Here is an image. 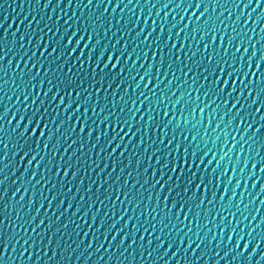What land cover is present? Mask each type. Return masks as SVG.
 <instances>
[{
  "label": "snow or ice",
  "instance_id": "snow-or-ice-1",
  "mask_svg": "<svg viewBox=\"0 0 264 264\" xmlns=\"http://www.w3.org/2000/svg\"><path fill=\"white\" fill-rule=\"evenodd\" d=\"M36 2L39 5V0ZM62 2L56 0V9ZM130 4L132 0H67L65 9L82 8L87 12L78 15L73 11L69 16L65 10L62 23L59 16L54 23L49 16L39 32L32 27L35 17L25 24V16L10 36L16 19L7 28L0 24V77H5L0 82V264H14L16 259L29 264L33 260V250L40 248L45 232L53 227L48 210L58 197L53 215L57 222L62 216L68 217V223L52 235L66 231L69 224L74 225L72 234L79 235L80 225L72 217L82 208L73 205L75 195L67 203L63 197L73 191L69 187L65 192V184L71 185L83 172L86 145L88 168L95 166L99 171L96 181L90 182L84 196L79 197L81 204L88 197L84 211L85 216L91 213L88 228L96 225L81 256L90 258L94 243L96 253L103 249L109 255L107 242L116 248V264L125 260L130 264L133 249L142 250L145 244L150 249L149 257L159 254L164 264H200L201 260L208 264L205 257L210 253H214V264L220 260L226 264H264V215L260 214L264 199H259L264 194V0H237L227 17L223 11L217 14V7L224 8V4L218 5L216 0H180L174 5L164 2L155 12L159 23L152 19L151 24V9L157 4H151L147 15L130 9ZM48 7L49 0H45L43 8ZM143 7L148 8V3ZM169 8L171 11H165L160 19V12ZM236 8L240 9L238 14ZM232 16L235 18L229 29L226 20ZM250 20L252 28L247 29ZM257 24L261 25L260 33L254 41L252 33ZM6 57L11 58L5 64ZM77 65L80 77L88 74L86 86L73 72ZM189 74L191 80L186 79ZM181 89L184 91L177 95ZM13 98L15 103H11ZM233 149L236 155L229 175L228 165L221 167L220 162L225 157L231 161ZM94 150L97 160L93 162ZM126 153L129 161L139 157L127 175L129 165H119ZM145 153L148 166L137 171ZM101 154H105V161L112 160L111 172L103 181L100 172L109 164L101 165ZM117 167L120 170L113 180ZM9 172L13 177L10 184ZM249 181L258 191L243 203L244 194L236 199V192L242 183L247 190ZM93 183L95 200L89 195ZM79 184L83 185V179ZM229 185H233L231 194ZM80 190L77 186L76 191ZM25 196L27 205L23 203ZM257 199L259 206L252 209ZM106 201H112L113 207L101 215ZM34 203L36 213L44 209L45 217L33 225L36 217L23 209H31ZM93 204L101 207L93 212ZM141 204L142 212L134 218L128 215L129 208L137 212ZM73 207L75 211L69 216ZM237 213L240 218L234 220ZM113 216L115 219L110 218ZM257 217L258 222L253 223ZM121 220L124 225L117 228ZM41 228L44 231H39ZM202 229L211 231V237ZM225 231L227 243L221 255L220 241ZM101 232L103 237L96 242ZM126 240H130L127 246ZM52 242L49 237L48 244ZM83 244L81 239L77 247ZM60 247L57 241L56 249ZM26 251L28 259L23 260ZM35 255V264H49L56 252L48 259L39 252ZM101 260L104 257L96 264Z\"/></svg>",
  "mask_w": 264,
  "mask_h": 264
},
{
  "label": "water",
  "instance_id": "water-1",
  "mask_svg": "<svg viewBox=\"0 0 264 264\" xmlns=\"http://www.w3.org/2000/svg\"><path fill=\"white\" fill-rule=\"evenodd\" d=\"M66 2H67V0H64V2H62L60 4V7L58 9H56V0H49V7L45 9V8H43V4L45 3V0H39V5L37 4L36 0H0V24L3 25V28H7L8 23H10L13 18L16 19V24H13L12 28L9 29V36H10L11 32L16 31V27L19 24V21L24 19L25 16L28 17V19L24 21L25 24H28L30 21H33V18L35 17L36 22L32 23V27L37 32H39L40 29H42L44 27V23H46L48 21L49 16L52 17L53 23L56 21L57 16H59L60 21L62 23L63 19H64L63 13L65 12V10L67 11V14L69 16L72 14L73 11H76L78 15L81 11L87 12V9H82V8L73 9V8L69 7L67 9H65ZM125 2L127 3V0H125ZM145 2L148 3V5H149L148 8L143 7ZM164 2H170V5H174L175 3L180 2V0H132V4L129 5V8L130 9L135 8V11H142L145 15H147L149 12V8L151 7V4H153V3L157 4L156 9H151L152 15L149 19V24H151L152 19H157V17L155 16V12L160 7V5ZM216 2L218 5L220 3L224 4V8H220L219 6L217 7V14H219V12L223 11L224 16L227 17V16H229V12H231L232 7H234L237 0H216ZM246 2H247V0H241V3H246ZM82 3H87V0H82ZM137 4H139L140 7H135ZM253 6H254V4H253ZM53 9H56V10L53 11ZM33 10H35V11H33ZM250 10H251V8L245 9V15H247V12ZM117 11L119 12V10H117ZM165 11L170 12L171 8L162 10L160 12V19L163 18ZM177 11H179V10H177ZM235 11L238 14L240 12V9L236 8ZM258 12H259V9L257 10V13ZM126 13H127V10H126ZM257 13H254L253 16H255ZM5 16L8 17L7 20L4 19ZM41 16L43 17V20H41ZM176 18H177V20H179V15H177ZM234 18H235V16H232L230 19L226 20V24L229 26V29L232 26V19H234ZM141 19L143 20V16ZM171 19H172V17H171V15H169V17H168L169 22H171ZM185 19H187V17ZM157 23H159V19H157ZM260 27H261V25L257 24L255 31L252 33L254 41L259 38V36L257 34L260 33ZM3 28H0V32L3 31ZM251 28H252V23L250 20L249 24L247 26V29H251ZM22 30H23V26H21V31ZM19 34L20 33H17V36H19ZM209 35H211V33H209ZM35 38L36 37H33V40H35ZM197 40H199V34H197ZM189 43H192L195 45V41L189 40ZM262 43H264V41H262ZM25 44H26L27 50L30 51V48L27 46V41H25ZM200 46L202 47V45H200ZM259 47H260V45H257L258 49H259ZM250 51H251V49H249V52ZM257 55H259V52L257 53ZM9 58H11V57L5 58V64L7 62V59H9ZM197 59H199V57H197ZM13 64H15V61H13ZM69 66H71V65H69ZM73 72L76 73L80 79L84 80V86H86L87 85L86 77L88 74L85 73L83 77H80L78 65L73 68ZM177 75L182 76V73L178 72ZM4 78L5 77H0V82H2V80ZM186 79L191 80L192 74H189V76L186 77ZM183 91L184 90L181 89V91L178 92L177 95H180ZM193 95H196V93L194 92ZM173 100H175V97H173ZM4 101L8 102L6 100V98H4ZM11 103H15V98H13ZM0 107H2V105H0ZM177 108L179 109V105H177ZM10 115H11V113H10ZM5 119H7V118H5ZM78 127H79V125H77V129H78ZM101 130H103V125H101ZM95 135H96V133H93L92 142H95ZM158 135H159V130H157V136ZM221 139H223V137H221ZM229 140L231 141V137H229ZM237 140H239V134L237 135ZM62 143H63V141H62ZM133 143H135V141H133ZM217 143H219V141ZM101 146H103V141H101ZM239 147H240V145H239V143H237V149ZM87 148H88V145H86L84 148L83 172L77 175L76 180L73 181V183L71 185L65 184V186H64L65 192L67 191V188H69V187H71L73 190L67 196L63 197L65 202L67 203V201L73 195H75L77 197V199L73 201V205L75 206L77 204H80V206L82 208V210L79 214L72 217V219L75 221V223L80 225V228L78 229L79 235H73L72 234V230L74 227L73 224H69V227L66 231H60L55 236L52 235L53 233L56 232L57 228L62 229L63 225L65 223H68V217L62 216L61 219L57 222L55 215H53V213H55V211H56V204L60 200V197H58L57 200L53 202L52 208L48 210V217L51 218V221L53 223V227L50 231L45 232V235H44L43 240L41 242L40 248L33 250V252H32L33 260L30 261L29 264H35L36 252H39L40 256L43 257L44 259H48L49 257H52V254L54 251L56 252V255H55V257H53L49 261V264H61V261H64V264H96V262L100 259V257H104V260H101L100 264H105L106 261L108 262V264H116V260H117V256H118L116 248L115 247H109L107 242H105V248L108 249L109 255H105V251L103 249L99 253H96L95 252V243L93 244V248L91 250L92 255L90 258H88L87 256H81L80 255L83 251V247H85L87 245V243L89 242V240L92 239V233L95 231V228H96L95 224H93L91 229H89L87 226V223L91 222L90 221L91 213H89L88 216L84 215V211L87 209L88 197H85L82 204L79 200L80 196H84V190L88 186V184L90 182L96 181V174H97V171H99V169H95V166L93 167V169L88 168ZM227 150H228L227 148L224 149L225 152H227ZM129 151H131V149H129ZM140 151H142V149ZM261 154L264 155V152H262ZM104 155L105 154L100 155L99 161H100L101 165H103L104 163L109 164V167L107 169H105V171L100 172V180L101 181H103L108 176V173L111 172V169H112V160L105 161ZM144 155H145V161H144V163H142L140 165V168L137 169V171L142 172L144 167L148 166L147 154L145 153ZM235 155H236V149H233L231 161L227 157H225V160L220 162L221 167H223L225 164L228 165V167H229V173L228 174L229 175H231V165H232V161L235 160ZM58 156H59V154H58ZM219 156H220V154L218 153L217 154V160H219ZM138 158L139 157H134L131 159V161H129L127 153L124 157L121 158V160L119 162L120 166H124L126 163L129 165L128 168L125 170V175H127L128 171H131L132 169H134L136 167V159H138ZM96 160H97V156H96V152L94 150L93 154H92V161L94 162ZM242 160H243V156L241 157V161ZM213 163L215 164V161ZM119 170H120V167H117V171L112 173L113 180L115 179V176L119 173ZM151 171H152V169L150 168L148 175L151 174ZM247 173H248V169H245V174H247ZM134 175H135V173H134ZM237 175H239V166H237ZM18 176H19V172H17V177ZM2 178H3L2 175H0V179H2ZM12 178L13 177L11 176V173L9 172V181H8L9 184L11 183ZM37 178H39V176H37ZM69 179H70V177H69ZM81 179H83V185L79 184ZM225 179H226V177H225ZM234 182L235 181H233V184H234ZM250 185H251V181H249L248 189L245 190L243 183H242L241 187L239 189H237L236 199H240L241 193H243L244 194L243 203H247L248 200L252 196H254L255 193L258 191V188L256 190H253L250 187ZM77 186H80L81 190L79 192L76 191ZM232 186L233 185H229V194H231ZM0 187H3V186H0ZM48 187H51V184H49ZM10 192H11V189L9 188V193ZM19 195L20 194H17V200L19 199ZM89 195L93 200L96 199V183L92 184V192ZM163 195H164V193H161V196H163ZM217 195H219V193ZM36 199L38 200L39 196H37ZM100 199H103V189H101ZM259 199H264V194L260 195ZM259 199H257L255 204H253L252 209L259 206ZM27 201H28V197L25 196V200L23 202L24 205H27ZM145 202H147V201H145ZM241 206L243 207V204ZM45 207H47V202H45ZM98 207H101V206L97 205V204H93V212H95ZM112 207H113L112 201H106L105 206L101 207V213L100 214L103 215L105 210L112 209ZM116 207L120 211L123 210V206H121V205H117ZM260 207H261L260 214L264 215V206H260ZM35 208H36V204L34 203L31 207V209H29L27 207H24V209H23V211L27 212L30 216L36 217V220L33 221V225L35 223H37L40 219H43L45 217L44 209H41L40 213L37 214L35 211ZM143 208H144L143 204L140 205V208L137 210V212H132L131 208H129L128 215L132 216L134 218L137 214H139L140 212L143 211ZM252 209H250L249 211H252ZM62 210H63V208L61 209V211ZM73 211H75V207H73L72 209L69 210V216H71V213ZM12 215L14 218L15 213L13 212ZM110 218L115 219L114 216L110 217ZM239 218H240L239 213H237V216L234 217L233 219L238 220ZM26 219H27V217H26ZM125 219H128V217L126 216ZM141 220H144L143 216H141ZM209 220H211L210 216H209ZM258 220H259V217H257V221H253V223L258 222ZM226 222L227 221H225V223ZM132 223H135L134 219L129 222V231L131 230ZM217 223H219V217H217ZM245 224H247V221H245ZM123 225H124V220H121L120 223L117 225V228H122ZM210 228H211V224H209V229ZM17 231H20L21 235H23L22 229L18 228ZM39 231H44V228H41ZM202 231L208 232V236L211 237V235H212L211 231H209L208 229H202ZM237 231H239L238 228H237ZM84 232H88L89 235L87 237H85L83 235ZM215 233H216L217 239L219 240V236H220L219 227H217L215 229ZM29 235H32L30 229H29ZM139 235H140V233L137 232L136 233L137 246H139V244H140ZM97 236L99 239H97L96 242H99V240L102 239V237H103V232L98 233ZM49 237H51L52 241H53L52 244H50V245L48 244ZM145 237L147 239L146 233H145ZM110 238H111V235H109V239ZM226 238H227V231L224 232V239L222 241H220L221 248L219 249V251H220L221 255H223L224 245L227 243ZM81 239L84 240V244L81 245L80 247H77V245H79V242ZM193 239H195V237H193ZM57 241H59L61 244V247L59 249H56V242ZM118 241H119V236H117V242ZM128 243H130V240L125 241V246H127ZM215 243H216V241H214L212 243L213 249L215 248ZM207 244H208V240H205V246H207ZM44 245H48V246L45 247ZM25 247H27V245H25ZM66 249H67V251H66ZM149 251H150V249L148 248V246L146 244L142 250L139 247L134 248L133 249V259L131 260L130 264H164V262L159 259V254H157L155 257H149V255H148ZM45 253H47L48 255L45 256ZM61 253H63V255H61ZM114 253H116V255H113ZM197 254H199V253H197ZM16 255L19 256V245L17 246ZM28 255H29V253L26 251L24 254V257L22 259L27 260ZM180 255L184 256L185 253L183 251H181ZM211 255H214V253H210L209 256L205 257V259L208 260V264H214V260L211 258ZM109 256H111V260H109ZM77 257H80V258H77ZM177 259H179V257ZM216 259H219V257H217ZM14 264H21V259H16L14 261ZM124 264H129V262L125 260ZM171 264H176V261H172ZM200 264H203V260L200 261ZM219 264H226V262H225V260H220Z\"/></svg>",
  "mask_w": 264,
  "mask_h": 264
}]
</instances>
